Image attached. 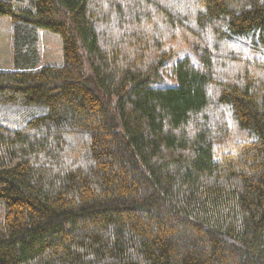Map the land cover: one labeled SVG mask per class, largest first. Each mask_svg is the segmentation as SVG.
Instances as JSON below:
<instances>
[{"label": "trees", "instance_id": "obj_1", "mask_svg": "<svg viewBox=\"0 0 264 264\" xmlns=\"http://www.w3.org/2000/svg\"><path fill=\"white\" fill-rule=\"evenodd\" d=\"M0 18V264H264V0Z\"/></svg>", "mask_w": 264, "mask_h": 264}, {"label": "rangeland", "instance_id": "obj_2", "mask_svg": "<svg viewBox=\"0 0 264 264\" xmlns=\"http://www.w3.org/2000/svg\"><path fill=\"white\" fill-rule=\"evenodd\" d=\"M9 30L10 24L7 18H0V69L9 67ZM58 36L42 32V63L44 65H62V46Z\"/></svg>", "mask_w": 264, "mask_h": 264}]
</instances>
